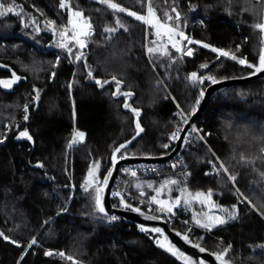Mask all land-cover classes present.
I'll return each mask as SVG.
<instances>
[{
    "label": "trees",
    "instance_id": "1",
    "mask_svg": "<svg viewBox=\"0 0 264 264\" xmlns=\"http://www.w3.org/2000/svg\"><path fill=\"white\" fill-rule=\"evenodd\" d=\"M110 2L139 14L146 12L140 0ZM151 2L161 19L165 12L175 16L173 8L180 14L171 23L193 37L192 56L171 48V57L150 55L147 48L154 46L151 41L156 37L145 24L99 0H70V11L83 12L94 27L88 47L83 49L85 59L77 62L58 47L61 37L46 26L54 21L57 31L63 28L68 11L60 7L61 0H0L5 7L14 8L0 16V79H11L13 74L20 77L10 88L0 84V232L9 237H0V264H187L159 246L156 241L163 242V235L141 230L142 226L161 227L116 215L118 219L110 221L94 211L92 194L83 190L93 162L100 163L98 175L103 180L112 169L113 149L137 132V117L123 107L129 97L113 95L114 83L101 88L88 71L102 81L115 76L122 81V93L135 94L127 103L142 111L138 119L145 132L122 150L125 156L165 155L175 145L171 133L178 124L177 108L190 114L197 108L201 87L211 83L192 84V72L221 80L253 71L218 57L202 47L203 43L258 64L264 44L255 25L262 23L264 0ZM117 18L127 31L105 32L106 27H118ZM72 47L75 52V45ZM203 64L208 67L201 68ZM34 88L40 90L39 100H35ZM25 105L27 121L23 120ZM195 124L210 147L198 136L188 137L180 155L189 162L180 171L117 177L112 192L125 187L136 195L140 184L148 195L155 194L153 189L170 179L180 182L172 186L171 193L165 190L163 196L171 199L180 195V188L211 190L220 205L236 206L238 215L203 237L202 231H190L191 244L213 254L227 249L229 264H264V78L217 92ZM25 129L32 141L18 138ZM75 129L85 136L69 147ZM164 144L170 147L165 149ZM214 153L236 177L235 185L222 169L216 174L218 162L215 166L208 163ZM236 186L256 209L238 203ZM111 201L115 204L114 197ZM127 203L147 212L145 206ZM187 212L181 216L192 221ZM169 225L179 235L187 230L181 221ZM32 239L37 243L28 247Z\"/></svg>",
    "mask_w": 264,
    "mask_h": 264
},
{
    "label": "snow or ice",
    "instance_id": "2",
    "mask_svg": "<svg viewBox=\"0 0 264 264\" xmlns=\"http://www.w3.org/2000/svg\"><path fill=\"white\" fill-rule=\"evenodd\" d=\"M101 3L107 4L109 8H111L113 11H118L121 13H126L128 16L133 17L135 20L142 22L145 24L148 28L153 30V34L156 37V40L151 41V43L154 46L148 47L147 48V53L150 55H159V56H165V57H171L172 53L169 50L170 48L175 50L176 52L183 53L184 55L187 56H192L193 55V50L191 48H186L185 46L182 45V41H187L188 43H193L189 39L188 36L185 35V33L180 29L179 25H174L171 23L173 20H179L180 19V14L176 12L175 8L172 9V12L175 13V16L169 14L168 12H165L164 19H161L157 13L156 10L154 9L151 0H140L142 7L146 8L145 14H139L136 11H129L128 9L121 7L117 3H112L110 0H99ZM61 8H70V4L67 2V0H61L60 4ZM14 12V8L12 6H7L5 7L4 4H0V16L6 15L8 13ZM16 15H20L19 12L15 13ZM33 24L36 23L35 20L32 21ZM116 25L118 27H106L104 29L105 32L109 33H115L119 29L123 28L125 31H127V28L121 21L117 18L115 21ZM68 26H64L61 30L57 31L55 22L54 21H48L47 25L50 27V30L54 33L57 34L61 37L60 41H58V47L65 49L67 53L70 56H74L75 61L79 62L85 59V55L83 52V49L88 47V42L87 38L91 37L93 35V26L91 24L90 19L84 18V14L81 11H76L73 10L71 11V18L68 20ZM27 26V25H26ZM258 29L261 31H264V23H260L258 25H255ZM157 41H160L161 43H157ZM196 44H201L200 41H195ZM72 45H75L76 51H73ZM202 47L204 48H209L211 49L212 52L217 53L218 57H227L230 58L231 60L237 61L241 65H247V67L253 69V71L250 73L251 75H256L259 73H264V54L259 56L258 64H252L247 61L246 58H238L236 55L232 54L230 51H226L224 49L216 48L213 47L207 43H203ZM58 63V61H57ZM207 64L201 65V68H207ZM14 79L10 81L6 80H0V84H2L5 88H10L13 83H15L17 80L20 79V77L15 76L13 74ZM51 76H55V73H51ZM88 76L89 78H92L95 80V83L100 86L101 88L104 87L105 84L108 83H114L115 84V90L113 92V95H123L124 97H131L134 95L132 92H121V85L122 81L118 80L115 76L112 77L110 81H102L100 79H96L93 72L89 69L88 71ZM190 81L192 84H202L204 83L205 79L210 81L212 84L218 83V80L209 75L207 77H203L197 72H192L190 77ZM34 95H35V100H39L40 97V90L34 88ZM204 92H200V99H203ZM200 99H197L196 105L198 106L200 103ZM123 107L125 109H130L131 112L135 114V116L138 118L140 116V111L139 109L132 107L129 103L125 102L123 104ZM24 111L25 115L23 117L24 121H27L29 119V116L27 115L28 113V105L24 106ZM196 112V107H193L190 115H194ZM184 120V123H188V116H184V114L181 112L179 113ZM230 127V125H229ZM136 135L139 136L141 132L144 131V129L141 127L139 119L136 120ZM181 129L177 128V131L172 134L171 139L173 140H183V138L179 135ZM192 132H199L198 129L192 128ZM85 134L81 131H76L74 136L72 137L71 143L69 144V147L72 146V144L78 143L84 139ZM18 138H24L29 141H32V136L29 134V132L25 129L19 133ZM198 139L203 140V136H198ZM132 139H135L133 137ZM3 141H0L2 143ZM131 143V140L127 141L124 144L117 145L113 149V155L111 156V160L113 162V165L118 163V157L119 159H124L125 154L122 152L123 149L127 148V144ZM163 148L167 149L170 147L168 144H164L162 146ZM264 150V149H262ZM241 159H244L241 157ZM38 167H44L43 164H39ZM220 169L223 170L225 174L228 173L227 167L223 165V163L220 164L219 169H214L216 174H219ZM99 171H100V163L99 162H93L92 166L89 168L87 172V179L84 182L83 185V190L86 193L92 194V198L94 200V211H97L101 214H104L107 219L110 221H115L118 219V217L112 215L109 216L105 205H104V194L107 185L109 184V178L112 176V169L107 170L106 176L101 180L99 178ZM207 174V173H206ZM132 176H135L136 173L133 171L131 172ZM228 179H230L233 183L236 181V177L232 175H228ZM180 182L176 179H170L165 181L163 184H161L159 187H155L153 190L155 192L154 195H151L150 197V202L155 204L157 206V211L160 213H167L169 215H172L175 213V210L180 208L181 206L184 207H191L194 204H200V205H207L209 207V211L204 212L202 217H198L195 220V223L205 229V230H211L214 227H217L219 225H223L228 222L229 219H236L237 214H238V209L233 208L231 211L228 209H221L218 205L215 204L213 201V192L211 190L205 192L198 191L196 193H192L188 191V189L185 188H180L179 192L180 195L177 196L175 199H162L161 197L164 195L165 190H167L169 193L172 191V186L178 185ZM148 188H153V185L148 184ZM136 188L140 190V196H146L147 193L143 191L144 186L137 184ZM114 196L120 197L121 203L124 205L125 208L130 209L135 212H140V209L133 208L130 204L125 202L124 196L120 192H114L112 193ZM250 203V202H249ZM215 209V211H213ZM218 212H223L226 215H220L217 214ZM159 217L157 216H152L148 217V219H158ZM142 231L145 232H153L157 234L163 235V242L160 240H157L156 242L159 244L161 248H165L166 251L171 253L174 256H180L182 259L187 261V264H205L203 260H192L191 258H188L184 256L181 251L175 247L169 241V238L163 234V230L160 228H151L148 229L146 227H141ZM179 235V233H178ZM0 237H3L5 240H9V237L4 235L3 232H0ZM186 242L191 243L189 236L184 235L182 237ZM13 244H17V241L12 240L10 241ZM37 241L33 239L28 247H31L35 245ZM19 246V245H18ZM195 247L199 249V251L204 252L206 251L204 248L200 247L199 244H195ZM231 245L228 246L230 248ZM61 257H64V253H58ZM46 255H53L52 252H47ZM215 259L218 261V264H229V261L225 259L227 256V249H225L221 253H216L214 254ZM69 261H73L72 256H67L66 257ZM73 264H78V262H73Z\"/></svg>",
    "mask_w": 264,
    "mask_h": 264
},
{
    "label": "water",
    "instance_id": "3",
    "mask_svg": "<svg viewBox=\"0 0 264 264\" xmlns=\"http://www.w3.org/2000/svg\"><path fill=\"white\" fill-rule=\"evenodd\" d=\"M262 23H264V7H263V13H262ZM261 36H262V41L264 44V31H261ZM259 78H264V73H259L256 75L247 74V75H242V76H235V77L218 80V83L216 84L210 83L205 88L203 99H201L199 105L197 106L195 114L190 116V120L182 128L180 136L183 138V140L182 141L177 140L175 142L173 149L169 153L165 155H161V156H125L126 158L124 159H119L118 157V163L113 165V162H112V170H113L112 176L109 178V184L107 185L105 194H104V205H105L107 213L110 215L120 216L128 221H131L137 224L146 225V226H159L165 231L171 243L175 245V247H177L181 251V253L184 254V256L191 258L192 260H203L206 264H218V261L215 259V256L213 253L206 250L205 248L204 249L206 251L201 252L199 251L197 247L194 246V244L186 242L182 238L183 236L178 235L170 227L169 223L165 219L161 217H159L158 219H148V217H152L156 215L148 213V212L138 213V212L131 211L123 207L114 206V204L111 201L112 191H113L116 178L123 165L141 166V165H146V164H151V163H161V162L168 161L172 158L178 157L181 154V152L185 149V140L189 134L191 124L196 122V120L202 116L209 101L216 95L217 92L223 90L226 87H231V86L247 83L252 80L259 79ZM120 96H123V95H120ZM132 97H135V94ZM132 97H129V98H132ZM129 98H127L125 102H127ZM139 111L140 113H142L140 109ZM137 119L138 118L135 119V122ZM142 128L144 129V131L141 132L139 136L135 134L133 136L135 137V139H132L133 137H131L129 139L131 140V143L127 144V147L133 144L145 132V128L144 127ZM127 141L121 144H124Z\"/></svg>",
    "mask_w": 264,
    "mask_h": 264
},
{
    "label": "built area",
    "instance_id": "4",
    "mask_svg": "<svg viewBox=\"0 0 264 264\" xmlns=\"http://www.w3.org/2000/svg\"><path fill=\"white\" fill-rule=\"evenodd\" d=\"M67 2L70 4V0H67ZM70 8H71V5H70ZM70 8H67L68 18H67V21L64 22V26H68V27H70L68 25V20L71 18ZM93 34H94V27H93ZM201 91L204 92V90H201ZM181 112L184 114V116H188V118H189L188 121L190 120V116L191 115L188 112H186L185 110H183L181 107H178L176 112H175L176 116H177V119H178V124L175 127V129L173 130L172 134L177 131V128L181 129V131H182V128L186 124V123H184V120L182 119L181 115L179 114ZM192 128L198 129L199 132H192ZM76 131H78V130L75 129L73 131V134H72L71 139H70V143H71L72 137L74 136ZM181 131H180V133H181ZM180 133H179V135H180ZM172 134H171V137H172ZM194 136H203V134L201 133V129L195 124V122L191 124L190 131H189V134H188L187 138L188 137L191 138V137H194ZM173 141L176 142L177 140H173ZM203 141L205 142V145L210 147L209 144L207 143V141L205 140L204 136H203ZM78 143L72 144L71 147H74V146L78 145ZM214 156L215 157L213 159H209L208 160V163L210 165L215 166L216 162H218L219 165L221 163H223L221 161V159L215 153H214ZM188 162L189 161H188V159H186V157H183V156L179 155L176 158H172V159H170L168 161L161 162V163H151V164H146V165H141V166L123 165L121 167L117 177H119V180H120V179H122L125 176L139 177V176H148V175H158V174H161V173H163L165 171H180L182 169V167H184V166H186L188 164ZM223 165H224V163H223ZM133 171L136 173L135 176L131 175V172H133ZM234 184H235V182H234ZM120 193L123 194L126 203L128 201L130 203H135V204L140 205V206H145L147 208V212L148 213L154 214V215H156L158 217H161V218L165 219L169 224L174 223L175 221H181V222L185 223V225L187 226V231L185 233H183L182 236L188 235V233L190 231L198 230V231H202V237H203L205 233H211V231H212V229L210 231L209 230H205V229L199 227L194 222H191V221L187 220L186 218H183L181 216V214H183V211H179V212L175 211V213L172 214V215H169L167 213L158 212L156 210L157 206L150 202V197L151 196L147 198V197H144V196L132 194V193L128 192L125 187L123 189H121ZM112 197L115 198L114 206L122 207L121 206L122 203H121L120 197L114 196V195H112ZM240 201L243 203L242 199Z\"/></svg>",
    "mask_w": 264,
    "mask_h": 264
},
{
    "label": "rangeland",
    "instance_id": "5",
    "mask_svg": "<svg viewBox=\"0 0 264 264\" xmlns=\"http://www.w3.org/2000/svg\"><path fill=\"white\" fill-rule=\"evenodd\" d=\"M63 27H64V24H63ZM188 37H189V39L191 40V41H193L194 39H193V37L192 36H190V35H188ZM191 37V38H190ZM159 43H161L160 41H158V44ZM184 46L186 47V48H191L192 50H193V52H194V48H193V46H192V43H188L187 41H185V44H184ZM148 47H151L150 45L148 46ZM240 58H245V57H240ZM245 66V65H244ZM204 77H207V76H204ZM12 79H14V77H12L11 79H0V80H6V81H10V80H12ZM205 81H207V79H205ZM204 81V82H205ZM14 84V83H13ZM12 84V85H13ZM204 83H202L201 84V86L203 85ZM2 85V84H1ZM3 86V85H2ZM12 87V86H11ZM201 90H204L205 91V89H202V87H201ZM201 92V91H200ZM175 129V128H174ZM173 132V131H172ZM172 134V133H171ZM172 140V139H171ZM173 141V140H172ZM214 157H211V159H213ZM226 167V166H225ZM228 175H230V173H229V171H228V173H227ZM233 176V175H232ZM234 184V183H233ZM235 185V184H234ZM200 191H202V192H207V191H209V190H200ZM114 192H121V189H117V190H115ZM114 192H112V193H114ZM190 192H192L193 194L194 193H196V192H198V191H190ZM235 193H236V195H237V199H238V203L239 204H244V203H247L248 205H251V208H254V209H256L255 208V206L253 205V203L251 202V200L245 195V193H243V191H241V189H239L237 186L235 187ZM136 195H140V191L136 194ZM151 195H154V194H147L146 196H144V197H150ZM162 199H169L170 197H167V196H163V197H161ZM212 199H213V201L215 202V204L216 205H218L221 209H228L229 211H231L234 207L235 208H237L236 206H232V205H227V206H222V205H220L213 197H212ZM243 200V203L240 201V200ZM250 202V203H249ZM178 209H180V211H183V212H185L186 214L188 213L187 212V210H189L190 212H191V214H192V216H193V220L191 221V222H194L195 223V220H196V218H198V217H202L203 216V213L204 212H207V211H209V207L207 206V205H200V204H194V205H192L191 207H184V206H181L180 208H178ZM238 209V208H237ZM177 210V209H176ZM175 210V211H176ZM213 211H215V209H213ZM217 214H220V215H226L225 213H223V212H218ZM238 215V214H237ZM229 221H232V219H229L228 220V222ZM196 224V223H195ZM215 228V227H214ZM213 228V229H214ZM213 229H212V231H213ZM187 231V230H186ZM185 231V232H186ZM211 231V232H212ZM184 232V233H185ZM182 235V234H181Z\"/></svg>",
    "mask_w": 264,
    "mask_h": 264
}]
</instances>
